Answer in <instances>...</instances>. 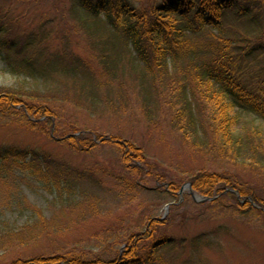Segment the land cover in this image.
Listing matches in <instances>:
<instances>
[{
    "label": "trees",
    "instance_id": "1",
    "mask_svg": "<svg viewBox=\"0 0 264 264\" xmlns=\"http://www.w3.org/2000/svg\"><path fill=\"white\" fill-rule=\"evenodd\" d=\"M70 1L69 10L109 75L107 81L99 79L90 56L64 37L52 50L54 42L46 43L42 33L13 35L4 21L0 56L20 80L0 90V114L23 105L30 119H41L30 122L55 129L59 114L47 104L51 100L88 111L104 104L116 113L135 98L150 118L156 114L154 108L160 111L171 130L214 159V170L203 168L190 179L195 191L217 196L210 202L227 201L241 212L264 213L263 192L228 168L231 163L244 164L264 173V0ZM70 127L63 139L75 151H92L99 142L116 145L123 155L121 171L137 187L146 188L141 179L147 176L170 181L166 193L179 190L181 179L149 159L143 146L119 135L103 140L100 133L94 137L76 124ZM12 175H32L54 193L59 191L56 198L65 202L79 197L73 191L82 188L86 178L75 175L71 164L61 163L52 153L1 145L0 176ZM90 178L102 185L95 173ZM187 201V195L180 194L171 209L186 207ZM173 220L169 215L154 217L146 230L127 233L126 247L109 261L86 263L72 253H57L18 257L10 264H162L166 254L180 246L177 237L165 233ZM9 228L6 237L18 234L20 245L35 241Z\"/></svg>",
    "mask_w": 264,
    "mask_h": 264
},
{
    "label": "rangeland",
    "instance_id": "2",
    "mask_svg": "<svg viewBox=\"0 0 264 264\" xmlns=\"http://www.w3.org/2000/svg\"><path fill=\"white\" fill-rule=\"evenodd\" d=\"M70 4V0H0V23L5 21L13 35L42 33L46 43L54 42L52 50L64 37L75 50L90 56L99 79L106 82L109 75L82 36ZM19 80L0 56V90L17 85ZM47 104L57 110L59 128L57 124L55 129L42 122L33 124L41 119L32 116L31 120V112L20 105L0 114V146L18 145L52 153L61 163L71 164L75 175L84 174L85 185L74 189L79 196L76 200L65 202L56 198L59 191L54 193L32 175L24 179L0 176V264H10L18 257L57 253H72L86 263L109 261L124 250L127 233L146 230L151 218L167 215L175 220L165 233L177 237L180 246L169 251L162 264H264V213L241 212L227 201L202 205L195 200L190 194L194 189L190 179L203 168L214 170L215 161L171 130L160 111L154 108L156 114L150 118L135 98L126 110L116 113L104 104L92 111L62 101ZM73 124L92 131L94 137L102 134L103 140L119 135L143 146L149 159L181 179L179 190L166 193L170 181L147 176L141 179L146 188L134 185L121 171L122 151L114 144L99 142L89 152L73 150L63 139ZM228 168L236 178L264 194L263 172L244 164L231 163ZM92 172L96 179L102 178V185L90 178ZM186 183L190 187H185ZM180 194L187 195L186 207L171 209ZM7 227L24 231V238L34 236L35 241L20 245L18 234L6 237Z\"/></svg>",
    "mask_w": 264,
    "mask_h": 264
},
{
    "label": "water",
    "instance_id": "3",
    "mask_svg": "<svg viewBox=\"0 0 264 264\" xmlns=\"http://www.w3.org/2000/svg\"><path fill=\"white\" fill-rule=\"evenodd\" d=\"M193 195L196 197V195L193 193ZM197 199H200V200H207V198H203V197H199V198H197ZM169 207V206H168ZM116 264H122V262H119V263H116Z\"/></svg>",
    "mask_w": 264,
    "mask_h": 264
}]
</instances>
